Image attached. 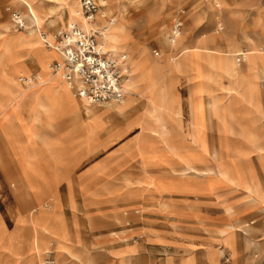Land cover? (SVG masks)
<instances>
[{"label": "crops", "instance_id": "obj_1", "mask_svg": "<svg viewBox=\"0 0 264 264\" xmlns=\"http://www.w3.org/2000/svg\"><path fill=\"white\" fill-rule=\"evenodd\" d=\"M46 3L54 5L45 2V6ZM15 7L13 2L9 6L0 0V228L4 218V227L30 244L32 224L28 217L31 208L48 200L55 202L52 213L58 218V237L74 251L89 249L83 260L97 262L87 264H154V260H160L159 264H208L207 250L213 264H220L227 254L222 241L229 233L226 224L235 222L248 225L245 227L247 233L243 232L246 238L238 233L240 231L232 236L238 251L236 264L263 263L261 226L253 227L247 222L259 211L258 205H250L246 197L245 202L227 195V188L232 186L205 176L209 185L211 180L221 183L214 192L222 195L224 202L213 198L215 194L205 189L181 187L180 191L186 193L156 191L149 194L143 187L129 186L124 180L114 187L107 170L114 166L99 165L89 159L100 147L109 150L115 140L125 136L113 128L115 103L94 109L99 105H90L74 97L72 90L57 75L51 70H43L41 62L51 67L62 57L56 50L53 51L59 58L45 53V43L40 42L38 34L31 33L37 26L35 16L30 10L18 6L15 10ZM11 11L12 19L9 18ZM14 13L25 18L26 28L15 27ZM69 25H41L40 30L46 40L55 42L57 32ZM112 32L114 30L107 25L100 34L106 45L114 34ZM34 74L39 75L37 82L26 85L21 82L22 78L30 79ZM104 132L105 139L100 136ZM65 145L68 153L60 152L62 162L51 164V157L57 154V158L58 150ZM51 146L55 150L52 151ZM129 162L127 160L126 165ZM213 163H217L215 159L205 168ZM246 164L251 173H260L264 178L258 155L256 160ZM99 167L105 171L98 170ZM75 180L80 186V201L71 204L75 219L69 223L64 202L76 196L73 193ZM180 183L183 182L175 185ZM62 186L66 187L65 193L61 192ZM193 198L196 201H192ZM157 201L167 207H152L151 204ZM226 205L242 209L230 219L224 211ZM135 207H140L144 214L140 217V210H135L133 219L125 225H117L115 220L122 217L123 211H132ZM83 221L96 226L94 235L85 241L81 229ZM247 240L253 253L246 249ZM93 246L97 248L92 249ZM4 255L0 251V260Z\"/></svg>", "mask_w": 264, "mask_h": 264}, {"label": "rangeland", "instance_id": "obj_2", "mask_svg": "<svg viewBox=\"0 0 264 264\" xmlns=\"http://www.w3.org/2000/svg\"><path fill=\"white\" fill-rule=\"evenodd\" d=\"M4 1L9 6L11 2L15 3V10L17 6L26 9L24 5L17 3V0ZM106 1L107 5L100 8L97 19L100 16L101 25H104L106 21L108 22L110 18L114 19L112 23H108V26L116 34L115 41L109 43L111 45L109 49L114 50V46L124 45L125 49L123 51L135 56L137 62H139L137 63L139 65L138 70L134 65H130L131 74L135 76L138 72L137 86L132 90L136 102L131 110L114 111L113 128L119 134H125V136L115 140L113 147L109 150L100 147L89 161L96 162L99 165L109 164L114 166V169H107L110 173L109 176H112L111 182L114 187L123 180L129 186L143 187L145 192L149 194L156 191L170 194L174 192L186 193L180 191L182 190L181 187H189L205 189V191L215 194V196H212L213 198L223 200L222 195L214 192L216 186L221 185V183L211 180L212 184L209 185V182L205 179V176H209L214 180L221 181L223 184L232 186L227 181L205 174V169L211 167L212 164L206 168L205 165L214 162L213 155L220 149L225 157L230 156L232 158L238 176L243 183L242 185L250 184L253 186L259 178L261 185L264 187L262 175L251 173L246 167L248 161L257 159V149L259 146L264 145V131L257 130L248 133L238 131L234 134L226 133V135L217 132V124L214 119L211 120L208 129L205 128V113L216 114L215 96H224V89L228 88V81L235 88L234 96H237L238 91L244 89L245 85L250 86V89H252V82H259L264 90V55L260 59L256 70L239 66H233L225 70L220 65L219 67L210 65L211 54L205 50L206 47H211L223 54H229L230 52L235 54L241 51L249 53L248 50L254 48L263 50L262 53H264V0ZM46 6L50 7L52 5L46 3ZM182 11H184L182 13L184 25L181 36L176 43L178 49H175L174 45L168 43V35L174 17ZM9 18L12 19V11L9 12ZM97 19L94 22L98 23ZM179 42L184 43L185 47L192 48V51L187 54V70L174 75V73H167V71L170 68V56L174 53L173 56L177 57L181 49ZM154 50H157L160 55L156 56ZM47 51V53L50 52L48 49ZM113 54L119 56L121 50L115 51ZM233 58L237 62V55ZM128 59L126 57L125 60H121L120 64L122 62L126 63ZM42 68L45 71L51 70L47 63L42 65ZM37 78H39V75ZM152 90L157 91L158 98L154 100L156 102H151L147 98L149 91ZM127 96L126 94L125 100H127ZM258 99L262 112L264 109V96ZM144 103L146 104L145 107ZM105 105L93 108L99 110L103 109ZM177 106L180 108L188 107L193 119L195 118L194 122L198 121L194 139L188 130H182L176 123L173 112ZM247 107L252 111L248 115L249 117L257 116L259 118L256 125L263 124L264 119L260 118L259 112L256 111L253 103H247ZM168 108L172 112L170 119ZM158 119H162V121ZM169 120L171 121L168 123L169 128L174 127L179 130V132H175L170 129V133L174 137L172 143L180 149V152L177 153L169 151L161 143L164 136L162 134L165 130L164 126H168L167 122ZM241 122L244 123V120H241ZM216 133L217 135H215ZM100 136L105 139L106 133L104 132ZM50 148L52 151L55 150L54 146ZM58 151L59 156L57 158L59 160L56 158L57 154L53 155L54 158L51 157L50 159L51 164L62 162L60 152L68 153L66 145ZM127 160L130 162L126 165ZM258 160L262 165L264 174V158L258 157ZM64 162L68 163V160L65 159ZM187 166L192 168L190 174H186L184 171ZM157 167L161 168L155 169ZM98 170L105 171V168L100 169L99 167ZM158 172L162 175L154 174ZM74 177H77V171ZM202 180H205V182ZM181 181L183 183L178 186L175 185L176 182ZM74 183L73 193L76 196H73L72 200L64 202V213L69 223L75 219L71 204L76 205L80 201L78 197L80 186L76 180ZM235 188L234 186L231 189L227 188L226 194L236 196V198L243 199L246 202L247 193L241 188L237 190ZM171 189L173 190L171 191ZM65 191L66 187L62 186L61 192L65 193ZM212 197L211 199H213ZM192 201H196V198H193ZM261 201L264 202L261 198L251 199L249 203L250 205L259 206ZM54 204L55 202L47 200L31 208L28 217V222L32 224L30 244L23 241L19 234L14 236V233L6 229L3 218L2 227L0 228V251L5 255L7 254V256H3L0 264H43L46 258L45 252L49 249L53 250L56 264H87V262L92 261L83 260V257L88 255L89 249L77 248L74 251L72 246L67 245L58 237L56 233L58 218L52 213ZM156 205L167 207L166 205H160L159 201L154 205L151 204L152 207ZM236 209L240 210L242 208L236 207ZM34 210H37V212L32 213ZM135 210H140V217L144 214L140 207H135L132 211H123L122 217L115 220L117 225H125L133 219ZM224 211L230 218L226 207ZM125 212L127 214H124ZM40 217H46V229L39 221ZM21 220L26 219L23 217ZM252 221H254V224H251ZM247 222L253 227L261 226L262 233L259 237H264V207H260L259 211L257 210V213ZM81 224L82 237L85 241L94 235L96 226L90 221L87 224L83 221ZM238 233L244 236L243 231ZM244 237L246 238V236ZM51 243L55 245L53 246ZM250 244L247 240L246 249L248 251H251L249 250L251 248L249 247ZM223 247L224 252H227L236 264L238 251L235 243L232 247ZM96 248V246H93L92 249ZM263 252L264 249H261V253ZM206 255L209 261L208 264H213L209 250H207ZM92 262L97 261L93 260ZM159 262L160 260H154V264H159Z\"/></svg>", "mask_w": 264, "mask_h": 264}, {"label": "bare ground", "instance_id": "obj_3", "mask_svg": "<svg viewBox=\"0 0 264 264\" xmlns=\"http://www.w3.org/2000/svg\"><path fill=\"white\" fill-rule=\"evenodd\" d=\"M45 2H52V3H54V5L51 4L52 6L46 7ZM101 2L103 4V6L107 5L106 0H101ZM17 3L24 5L26 10L28 12L30 10L33 13V15L35 16V18H36L35 23L37 24V26L35 28H33L31 33L38 34L40 36V42L43 43V45L45 43L46 38H45V35L42 34L43 32L40 30L41 25L55 26V25H58L59 23L62 24L63 26H66L67 24H70V26L78 25L80 28H82L86 31L90 30L91 28L97 27V28H100V32H103V30L108 25L107 21L104 23V25H101V23L99 21L100 16L97 19L98 23L97 22H89L88 20H86L82 14L79 0H17ZM66 13H67V19H66ZM13 20L15 22V27H16L17 21L23 22V27L18 28V29H23V28L27 27V21L25 20V18L21 14L14 13L13 14ZM112 33H114V32H112ZM100 38L102 40L104 49L106 51L109 50L112 53H115V51L118 52L121 50V54H125L126 57L129 58L126 61V63L122 62L121 65L123 68L124 67L130 68V65H134L136 67V69L138 70L139 65L137 63H139V62H137V58L130 53L124 52L123 51L125 49L124 45L114 46V48H115L114 50L109 49V48H111V45H109V43L112 41H115V38H116L115 33L111 37H109L110 39L107 41V45H106L105 41L103 40V38L101 37V35H100ZM50 43H52V42H50ZM179 46L181 47V49L178 52V56L177 57L173 56L174 53L170 56V68L168 69L167 73L172 72V73H174V75H177L178 73L185 72L188 68L187 54L190 51H192V48H189L188 46L185 47L184 43H181V42H179ZM47 49L50 50V52L48 54H50L54 57H58V55L53 51L54 50L53 48L47 47L45 49V51H46L45 53L48 52ZM175 49H178V47L176 45H175ZM205 50H207V52L209 54H211L210 55L211 62L209 64L212 66H218V67L220 65L222 67V69L224 68L225 70H228L229 68H232L233 66H236V67L239 66L241 68H249V69L256 70L257 66H259L260 59H262V57L264 55V53H262L263 50H260V49L256 50L254 48L249 49L248 50L249 53L245 51V56H246L245 62L243 64H238L234 60L233 56L241 53L242 51L241 52L235 51L236 52L235 54H233L231 52L229 54H223V53H220V51H217V49H214L211 47H206ZM189 55H191V54H189ZM195 60H197V59L195 58ZM197 62H198V60H197ZM41 64L45 65V63H43V62H41ZM53 74L57 75L70 88V86L62 79L60 72L59 73H53ZM137 78H138V72L136 73L135 76L130 73L129 81L125 85L126 94L128 95L127 100L124 99L122 103L110 102V103H115L114 104L115 105V107H114L115 111L116 110L117 111H123L126 109H130V110L132 109L133 104L136 102V99H135L136 97L133 95L134 93L132 92V90H134L135 87L137 86V84H136ZM251 84L253 85L252 89H250V86L245 85L244 89H240L237 93V96H234L233 92H234L235 88L228 81V88L226 90L224 89V91H225L224 96L223 97L218 96V95L215 96V99H216L215 112H216V114L212 115L211 113H208V114L205 113V128L208 129L211 120L214 119L216 124H217V132L218 133L222 132L225 134L226 133L234 134L238 131L243 132V133H248V132L257 131V130L258 131H260V130L264 131V123L261 125H256L257 121H259V118H257V116H254V117L248 116L252 113V111L247 107V103L252 102L254 107L256 108V111L259 112L260 118L264 119V109L261 112L260 101L258 99L261 96V94H264V90L261 88V84L259 82H252ZM186 91H187V89H186ZM72 93H73V96L76 97L73 90H72ZM76 98H78V97H76ZM147 98L151 102H156L154 100L156 98H158L157 97V91L156 90L149 91ZM183 101H184V99H183ZM107 104H109V103H107ZM145 105L146 104L144 103V107H145ZM88 110H90V109H88ZM134 111H132V112H134ZM168 112H169V119H170L172 117V112L170 111L169 108H168ZM101 114H103V113L101 112ZM99 115L100 114H98V116ZM173 117H174L176 123L181 127V129L182 130L183 129L188 130L191 133L192 138L194 139V137L196 136L195 135L196 130L198 128L197 127L198 121L194 122L195 118L193 119V116H192L190 109L188 107L180 108L179 106H177L173 112ZM158 120L162 121V119H158ZM219 120H220V122H219ZM241 120H244V123H242ZM97 121H99V120H97ZM170 122L171 121L169 120L167 122V125ZM164 128H165V130L162 133L164 136L162 137L161 143L164 144L169 151L176 152V153L180 152V149H178L174 145V143H172V140L174 137L170 133V129L174 130L175 132H179V130L177 128H174V127L169 128V125L167 127L164 126ZM215 135H217V133ZM197 136H199V135H197ZM257 152H258V157L263 159L264 158V145L259 146L257 149ZM213 156H214V159L216 160L217 163H215V164L213 163L211 167H209L208 169H205V174L211 175L214 178H218V179H222L224 181H227L230 185H232L234 187L238 186L239 188L243 189L244 192L247 193L246 198H248L249 200H251V199L256 200L258 198H261L264 200V187L261 185L259 178L257 179V181L255 182V185H253V186H251L250 184L242 185L243 183L238 176V172H237V169L235 168V165L233 164L232 158H230V156L225 157L222 154L220 149L218 151H216ZM184 171L186 172V174H188V173L190 174L192 172V168L190 166H187L184 169ZM225 207H226V210L228 212L230 219L234 218L239 211L238 209H236V207H234L232 205H226ZM258 207L259 208L264 207V202L261 201V203L259 204ZM39 221L42 223V225L46 229V223H47L46 217H40ZM246 226H248V225L246 224L244 226H241L235 222L234 223L231 222V223L227 224L226 229L228 230L229 233L225 238L223 237L224 246L225 247H232L234 244L232 236L236 233V231H243L246 234L247 233V230L245 229ZM227 255H229V254H227Z\"/></svg>", "mask_w": 264, "mask_h": 264}, {"label": "built area", "instance_id": "obj_4", "mask_svg": "<svg viewBox=\"0 0 264 264\" xmlns=\"http://www.w3.org/2000/svg\"><path fill=\"white\" fill-rule=\"evenodd\" d=\"M80 6L84 18L94 22L103 4L101 0H80ZM183 12H179L173 19L168 35L170 45H175L181 36L184 25ZM113 20L110 18L107 23H112ZM16 26L22 28L23 22L17 21ZM100 34V28L97 27L86 31L78 25H69L68 28L57 32L55 42L45 40V45L56 50L62 57L61 61L53 63L50 69L53 73L60 72L75 96L90 105L122 103L126 96L125 85L129 81L131 69L123 68L120 64L121 60L126 59L125 54L114 56L104 49ZM154 53L156 56L160 55L157 50H154ZM245 59V52L237 54L238 64L244 63ZM37 81L35 74L30 79H21L24 85ZM45 253L43 264H56L53 250L49 249ZM221 264L234 263L226 254Z\"/></svg>", "mask_w": 264, "mask_h": 264}]
</instances>
